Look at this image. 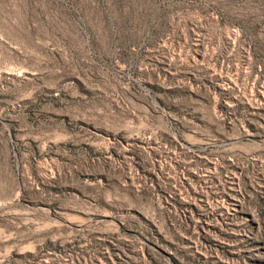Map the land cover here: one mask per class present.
<instances>
[{
  "label": "rangeland",
  "instance_id": "obj_1",
  "mask_svg": "<svg viewBox=\"0 0 264 264\" xmlns=\"http://www.w3.org/2000/svg\"><path fill=\"white\" fill-rule=\"evenodd\" d=\"M0 264H264V0H0Z\"/></svg>",
  "mask_w": 264,
  "mask_h": 264
}]
</instances>
